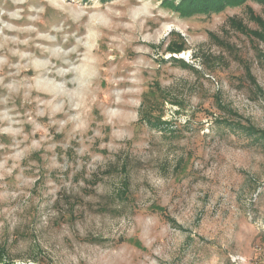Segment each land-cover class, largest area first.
Listing matches in <instances>:
<instances>
[{
    "label": "rangeland",
    "instance_id": "374dc122",
    "mask_svg": "<svg viewBox=\"0 0 264 264\" xmlns=\"http://www.w3.org/2000/svg\"><path fill=\"white\" fill-rule=\"evenodd\" d=\"M255 16L0 0V261L264 264Z\"/></svg>",
    "mask_w": 264,
    "mask_h": 264
},
{
    "label": "trees",
    "instance_id": "16d2710c",
    "mask_svg": "<svg viewBox=\"0 0 264 264\" xmlns=\"http://www.w3.org/2000/svg\"><path fill=\"white\" fill-rule=\"evenodd\" d=\"M247 0H162V3L168 9H171L177 12L179 15L183 17H189L192 15L203 14V15H210L211 13H217L222 11L228 6H237L243 4ZM264 6V0H257ZM260 26V30L252 31L255 36L261 39L264 42V19L259 17H254ZM234 22V21H233ZM241 30H246V28L238 23L237 26ZM180 46H171L169 50L174 52L180 51ZM148 121L154 122L155 124H159L161 122L160 117H155L151 119L147 117ZM247 131L255 132L259 134L262 138H264V131L261 129H257L253 126H241ZM0 264H10L8 262L0 261Z\"/></svg>",
    "mask_w": 264,
    "mask_h": 264
}]
</instances>
